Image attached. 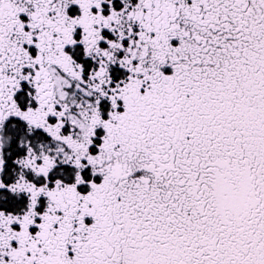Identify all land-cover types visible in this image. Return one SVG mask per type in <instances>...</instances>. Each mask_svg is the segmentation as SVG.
<instances>
[{"label":"snow or ice","instance_id":"1","mask_svg":"<svg viewBox=\"0 0 264 264\" xmlns=\"http://www.w3.org/2000/svg\"><path fill=\"white\" fill-rule=\"evenodd\" d=\"M0 264H264V0H0Z\"/></svg>","mask_w":264,"mask_h":264}]
</instances>
